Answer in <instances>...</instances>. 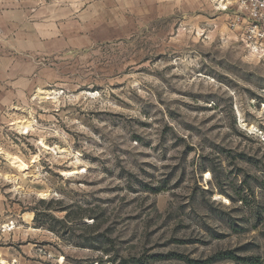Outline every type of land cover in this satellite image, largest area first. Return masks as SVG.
Here are the masks:
<instances>
[{"label":"rangeland","instance_id":"374dc122","mask_svg":"<svg viewBox=\"0 0 264 264\" xmlns=\"http://www.w3.org/2000/svg\"><path fill=\"white\" fill-rule=\"evenodd\" d=\"M81 9L0 60V264H264V55L233 7Z\"/></svg>","mask_w":264,"mask_h":264},{"label":"crops","instance_id":"0c3cea01","mask_svg":"<svg viewBox=\"0 0 264 264\" xmlns=\"http://www.w3.org/2000/svg\"><path fill=\"white\" fill-rule=\"evenodd\" d=\"M88 2L89 0H0V60L11 59L10 63L13 65L16 53L30 50L33 26L41 24L39 16L48 18L53 26L63 18L69 19L68 24L70 20L79 17L81 7ZM33 15L38 19L35 23Z\"/></svg>","mask_w":264,"mask_h":264},{"label":"built area","instance_id":"2783aa9c","mask_svg":"<svg viewBox=\"0 0 264 264\" xmlns=\"http://www.w3.org/2000/svg\"><path fill=\"white\" fill-rule=\"evenodd\" d=\"M223 9L233 7L232 28L242 29L246 45L264 55V0H222Z\"/></svg>","mask_w":264,"mask_h":264},{"label":"trees","instance_id":"16d2710c","mask_svg":"<svg viewBox=\"0 0 264 264\" xmlns=\"http://www.w3.org/2000/svg\"><path fill=\"white\" fill-rule=\"evenodd\" d=\"M222 258H226V256L224 255ZM229 258V257H228ZM243 260H245V259H243ZM246 260H249V259H246ZM251 261H249L250 262V264H255V262L256 261H254V260H252V259H250Z\"/></svg>","mask_w":264,"mask_h":264},{"label":"bare ground","instance_id":"6f19581e","mask_svg":"<svg viewBox=\"0 0 264 264\" xmlns=\"http://www.w3.org/2000/svg\"><path fill=\"white\" fill-rule=\"evenodd\" d=\"M213 1L218 2V3H220L221 5L224 4L222 0H213Z\"/></svg>","mask_w":264,"mask_h":264}]
</instances>
